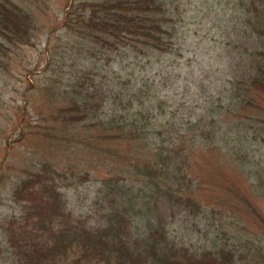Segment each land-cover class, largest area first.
I'll list each match as a JSON object with an SVG mask.
<instances>
[{
  "label": "trees",
  "instance_id": "16d2710c",
  "mask_svg": "<svg viewBox=\"0 0 264 264\" xmlns=\"http://www.w3.org/2000/svg\"><path fill=\"white\" fill-rule=\"evenodd\" d=\"M178 1L73 0L62 28L79 54L69 59L64 87L58 81L51 89L66 106L51 117L54 125L36 135L71 146L97 145L110 173L94 184L88 206L79 210L70 208L68 197L90 181L87 174L69 175L46 162L27 171L12 192L19 213L2 228L0 264H264V246L249 244L242 220L228 218L223 226L198 199L200 179L192 168L196 156L213 149L239 169L252 198L264 199V0L231 2L235 37L215 41L216 51L237 54L245 73L224 81L222 96L206 98L195 119L179 121L176 131L154 79L161 76L160 87L168 88L186 69L187 60L176 62L194 48L198 30L207 25L210 34L220 23L191 22ZM35 17L12 0H0V69L10 49L35 39ZM48 53L54 56L51 48ZM83 53L93 56L82 61ZM149 66L154 75L138 77ZM97 140L128 147L106 148ZM230 190L264 226L252 201ZM178 214L196 226L213 222L202 246L176 239Z\"/></svg>",
  "mask_w": 264,
  "mask_h": 264
},
{
  "label": "rangeland",
  "instance_id": "374dc122",
  "mask_svg": "<svg viewBox=\"0 0 264 264\" xmlns=\"http://www.w3.org/2000/svg\"><path fill=\"white\" fill-rule=\"evenodd\" d=\"M12 1L35 14L39 29L29 45L10 49L0 69V246L3 245L2 228L7 221L19 213V209L12 203V192L21 178L26 175L25 173L36 171L39 163L46 162L55 170L69 175L87 174L90 177V181L81 184L79 190H75V187L70 190L68 197L70 208L75 206L79 210L81 206H88V200L97 188L94 184L110 173L108 165L101 160L96 151L97 145L92 143L89 145L84 141L82 145L71 146V142L56 143L45 136L36 135L54 125L51 117L58 108L66 106L62 99L53 98L51 89L58 81H62L61 86L64 87V82H67L64 77L69 74V59L79 54L76 50L79 49L76 42L73 41L70 33L62 28L63 19L73 0ZM178 2L181 12L191 22L202 19V22L219 20L220 23L217 25L218 29L210 34L207 25L203 30H198L200 36L194 48H190L185 54V59L176 62V65H184V61L187 60L186 69L179 77H173L168 88L160 87L161 76L154 79L156 88L161 94L162 91L164 92L163 108L174 119L176 131L180 127L179 121L188 122L195 119L196 114L201 111L198 106L202 105L203 108L206 98L214 97L216 101L222 96L220 91L224 81L240 76L246 70L238 67L241 60L235 59L237 54H232V51L227 54V50L222 54L220 50L216 51L215 41L222 42L231 35L235 37V33L231 34L235 22L232 19L236 16L231 4L234 0H179ZM173 6L175 7V3ZM196 34L194 30L190 35ZM70 47L73 50L67 53ZM49 48L54 54L51 58L48 53ZM95 48L96 46L92 45V50ZM198 48L200 49L197 50ZM90 56L93 55L83 53L80 59L83 61ZM153 75L154 71L150 70L149 66L146 71L139 73L138 77L145 76L148 79ZM103 83L108 87L107 83L104 81ZM261 103L264 104V99L260 100ZM93 141L91 138V142ZM98 143L99 146L120 151L128 147L114 142L98 141ZM212 150L208 149L207 155L196 156L192 164L200 179L201 189L197 192L198 199L216 212V216H219L216 220L223 226L229 225L226 221L228 218L240 222L242 220V230L250 241L249 244L264 246L262 242L264 226L238 204L239 201L230 194L232 192L230 189L236 188L244 193L263 218L264 199L252 198V195L246 191L247 182L239 173V169L221 160L217 153H210ZM238 215L242 218H238ZM174 220L173 235L178 241L181 240L188 246H202L207 223L202 222L196 226L190 216L179 214ZM212 224L213 222L208 224L210 227L207 226V232H212ZM234 243L236 245L238 242L234 241Z\"/></svg>",
  "mask_w": 264,
  "mask_h": 264
}]
</instances>
